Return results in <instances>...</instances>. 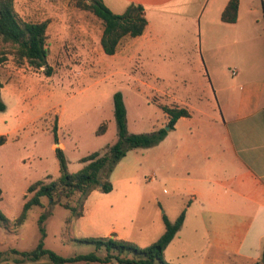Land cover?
Returning <instances> with one entry per match:
<instances>
[{"label": "rangeland", "instance_id": "obj_1", "mask_svg": "<svg viewBox=\"0 0 264 264\" xmlns=\"http://www.w3.org/2000/svg\"><path fill=\"white\" fill-rule=\"evenodd\" d=\"M15 9L21 19L48 20V64L52 74L17 58L15 46L0 38V55L6 57L0 66L1 98L6 105L0 110V134L7 135L0 145V209L11 220L21 213L31 183L60 175L56 147L64 149L68 170L75 172L84 165L82 157L94 151L104 153L117 140L113 98L116 91L124 95L129 132L142 133L165 126L168 119L159 104H170L167 93L171 91L180 96L201 81L220 88L219 83L264 79V39L238 46L229 58L223 56L225 62L218 72L209 71L200 63L178 62L166 71L148 72V77L138 69L116 65L104 53L101 19L79 7L76 0H15ZM260 18L264 31L263 9ZM204 54L206 57L205 51ZM102 123H106V131L97 134ZM180 127L184 129L183 124ZM54 128L62 145H54ZM168 133V142L131 149L121 158L109 177L111 191L94 189L86 195L77 192L74 203L80 199L84 202L80 217H72L71 210L56 201L52 212L41 222L51 204V199L43 197V206L33 205L21 226L0 223V251L33 249L43 237L41 225L46 233L45 247L66 257L95 251L93 243L77 240L87 236L114 235L140 246L154 242L159 228H163V214L175 220L183 204H188L186 198L173 193L162 172L154 175L155 155L166 143L179 141V132ZM195 207L193 203L191 218H196ZM174 245L165 255L171 263H177L171 257ZM99 253L104 254L105 250ZM0 264L55 263L44 257L36 263L10 259L0 260ZM63 264L122 263L113 260Z\"/></svg>", "mask_w": 264, "mask_h": 264}, {"label": "crops", "instance_id": "obj_2", "mask_svg": "<svg viewBox=\"0 0 264 264\" xmlns=\"http://www.w3.org/2000/svg\"><path fill=\"white\" fill-rule=\"evenodd\" d=\"M103 1L118 14L131 3L144 6V32L123 37L110 58L148 77L178 62L218 72L223 56L264 39L261 0H238L234 22L222 19L231 0ZM219 85L201 81L180 96L166 92L169 105L185 107L190 115L172 129L179 141L166 143L154 158V175L162 172L173 193L188 200L178 212L185 211L183 225L164 255L175 244L171 257L177 263L263 264L264 79ZM169 138L170 133L162 142ZM193 203L196 218L189 213ZM161 226L158 238L164 220Z\"/></svg>", "mask_w": 264, "mask_h": 264}, {"label": "trees", "instance_id": "obj_3", "mask_svg": "<svg viewBox=\"0 0 264 264\" xmlns=\"http://www.w3.org/2000/svg\"><path fill=\"white\" fill-rule=\"evenodd\" d=\"M77 5L83 9L93 12L103 23V33L100 39L104 53L112 55L126 35H141L148 23L145 8L141 4L131 3L125 12L118 14L113 12L103 0H76ZM264 6V0H263ZM238 0H231L222 13V19L234 22L238 16ZM48 20H24L21 19L15 9V0H0V38L4 42L15 46L17 58L26 60L28 64L36 69L45 71L47 75L52 74V66L48 64V56L51 53L48 35ZM6 57L0 55V66ZM3 83L0 77V110L6 105L1 98ZM114 116L117 125V140L108 146L107 150L94 151L84 157L81 161L84 165L75 172L68 170L65 151L62 147H56L55 152L59 160L60 175L49 181L40 179L31 183L25 195L26 200L21 213L13 220L9 219L0 209V223L8 226L13 224L19 227L27 217L28 210L33 205L43 206L42 198L51 199L49 209L42 214L41 222L48 216L54 203L58 201L62 206L71 210L72 217L83 215L84 202L78 200L74 203L73 197L79 192L82 195L90 193L94 189L109 192L113 189L109 180L110 174L117 163L131 149L138 147H150L162 141L169 130L175 128L177 120L182 116H189L187 108L177 104L169 105L160 103L159 106L168 117L165 126L142 133L129 132L127 126V108L124 95L121 91L114 93ZM106 123H102L97 129V134L106 131ZM56 144L59 143L56 128H54ZM7 140L6 134H0V145ZM2 189L0 187V193ZM185 219L183 211L175 220H171L163 214L165 231L154 242L140 246L134 241L113 236H87L78 238L82 242L93 243L95 251L66 257L56 251L45 247V229L41 225L43 237L31 250H18L12 248L9 251H0V260L9 262L10 259L16 263H36L41 258H47L55 264L66 262L76 263L78 261L107 263L115 260L122 264H182L171 263L165 259V249L181 229ZM70 219H68L69 221ZM105 250L104 254H100ZM12 254V256H10ZM264 264V251L262 255Z\"/></svg>", "mask_w": 264, "mask_h": 264}, {"label": "built area", "instance_id": "obj_4", "mask_svg": "<svg viewBox=\"0 0 264 264\" xmlns=\"http://www.w3.org/2000/svg\"><path fill=\"white\" fill-rule=\"evenodd\" d=\"M235 71H236V70H235V69H233V70H232V73H235Z\"/></svg>", "mask_w": 264, "mask_h": 264}, {"label": "water", "instance_id": "obj_5", "mask_svg": "<svg viewBox=\"0 0 264 264\" xmlns=\"http://www.w3.org/2000/svg\"><path fill=\"white\" fill-rule=\"evenodd\" d=\"M166 129H169V126H167ZM57 144H58V143H57Z\"/></svg>", "mask_w": 264, "mask_h": 264}]
</instances>
